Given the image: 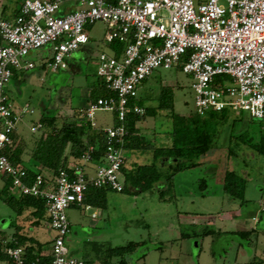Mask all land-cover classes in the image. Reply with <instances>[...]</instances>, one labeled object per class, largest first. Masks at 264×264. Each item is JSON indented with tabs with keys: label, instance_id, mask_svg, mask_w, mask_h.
I'll return each mask as SVG.
<instances>
[{
	"label": "built area",
	"instance_id": "built-area-1",
	"mask_svg": "<svg viewBox=\"0 0 264 264\" xmlns=\"http://www.w3.org/2000/svg\"><path fill=\"white\" fill-rule=\"evenodd\" d=\"M12 20L0 18V175L11 179L12 191L45 201L51 239L48 264H86L71 256L66 244L70 233L67 211L83 207L88 186L123 192L128 113L145 109L130 102L142 83L159 68L181 66L191 78L195 112L230 110L264 118V0H76L77 10L61 14L62 0H20ZM106 24L104 42L125 45L120 57L105 52L97 59V76L115 96L100 97L80 109V116L94 128L98 112H113L116 124L103 127L105 151L101 159L86 154L54 177L43 173L28 182L27 169L13 164L4 150L25 115L35 113L28 103L16 106L7 87L14 73L34 69L28 56L47 46L51 72L68 68V58L89 42L86 27ZM43 124H33L35 134ZM264 213V201L261 204ZM95 217V213L93 214ZM8 264L27 261L21 247L2 244Z\"/></svg>",
	"mask_w": 264,
	"mask_h": 264
},
{
	"label": "rangeland",
	"instance_id": "rangeland-1",
	"mask_svg": "<svg viewBox=\"0 0 264 264\" xmlns=\"http://www.w3.org/2000/svg\"><path fill=\"white\" fill-rule=\"evenodd\" d=\"M194 1L198 3L202 0ZM86 28L91 38L85 45L86 50L76 51L71 56L74 60L71 64L77 62L80 72H75L71 67L51 72L47 67L51 57L47 47L31 52L30 60L35 64V69L24 73L16 71L7 92L16 104L28 103L35 110L34 114L23 118L21 125H24V135L32 136L30 128L43 113L56 116L61 113L65 116L74 108H79L86 101L82 88L91 90L99 81L96 73L98 56L102 52H109L108 45L103 40L107 26L98 21ZM191 83L190 76L177 67L159 68L141 85L140 96L145 98L144 106H153L156 105L160 85L170 86L174 90L175 112L188 116L195 112V95ZM61 98H64L65 104L61 103ZM167 114L161 111L138 124L140 133L155 146H165L171 141L169 132L172 130V121ZM236 115L237 112L232 114L231 122L238 117ZM246 115L249 114L245 113L244 116ZM96 121L98 125L113 126L116 124L115 114L98 112ZM230 125L231 123L218 127L214 147L200 157L198 167L175 176L173 188L164 200L159 197L158 189H162L160 183L152 190L137 194L132 190H109L106 207L103 209H69L67 214L71 227L66 236V244L70 254L79 259H96L107 247L116 248L134 242V252L126 256L130 264H233L241 249V242L256 244V236H253V232L248 233L244 239L231 233L220 234L218 227L228 231L235 230L236 219H224V215L228 213L235 214L242 209L246 219L256 212L258 202L264 197V156L240 142L230 141L231 134L239 135L245 131V128L238 127L232 132ZM250 134L251 130L247 135ZM231 147L234 151L232 154L229 153ZM125 157L129 168L135 163L152 162L149 150H126ZM227 170L235 171L245 179L244 204L224 192L223 179ZM201 180L206 181L203 189L200 186ZM2 198L4 199V195ZM0 206L10 215L8 219L12 224L20 222L26 234L33 233L39 241L46 244L48 250L51 249L50 240L55 232L47 226L49 219L46 212L38 216L40 224L34 227L36 230L33 232L25 219L26 213L19 216L8 204ZM94 211L98 214L96 219L91 216ZM179 215L197 216L199 222L184 223ZM208 217L215 219L216 224L207 226L208 230L214 229L218 233L215 236L203 234L206 224L202 221ZM241 223L238 224L239 227H246ZM246 223L252 224L248 219ZM115 261L116 259L113 260ZM94 264L102 263L96 260Z\"/></svg>",
	"mask_w": 264,
	"mask_h": 264
},
{
	"label": "trees",
	"instance_id": "trees-1",
	"mask_svg": "<svg viewBox=\"0 0 264 264\" xmlns=\"http://www.w3.org/2000/svg\"><path fill=\"white\" fill-rule=\"evenodd\" d=\"M109 47L114 51L116 57H120L125 45L114 41ZM176 67L182 71L181 66ZM98 79L99 81L90 90L88 104L100 97L115 96L106 89L105 84L99 77ZM144 100L145 98L138 96L130 102L131 105L144 107L145 113L143 115L128 113L126 126L129 130V136L126 138L125 148L126 150L151 151L152 162L148 164L135 163L133 167L127 168L125 161L122 166L125 175L123 192L132 190L134 194H137L138 192L152 190L162 183V189H158V191L160 199L164 200L167 193L173 188L175 176L185 170L198 167L200 157L214 147L217 129L222 125L231 123L232 132L238 127L245 128V131L239 135L231 134L230 141L240 142L264 156V118L254 119L249 115L244 116L245 112H238V115H236L238 117L231 122L230 118L234 112L230 110L208 111L204 115L196 112L188 116L179 115L175 112L173 88L162 84L155 99L156 105L144 106ZM80 109L74 108L70 114L65 116L61 113L57 116L43 113L37 121L43 124V129L33 138L31 147L26 141L18 139L16 131L12 134L13 143L4 150V154L8 156L13 164L22 165L27 169L28 182H32L39 173H43L46 177L56 176L59 170L66 168L70 162L77 161L86 154L91 146L94 148L93 157L95 159L99 160L103 157L105 151L104 132L102 128H94L89 121L83 119L80 116ZM161 111L167 112L172 121V130L169 132L171 141L165 146H155L140 133L137 124L145 121L147 117L156 116ZM252 124L254 125L252 126ZM250 130L251 134L247 135ZM25 151L28 152L32 162L31 165H23L22 156ZM229 153H234L232 147L229 148ZM3 176L7 178L5 189L2 192L4 201L17 213L33 208V215L37 218L36 222L40 223L38 216L46 212L45 201L31 195L20 196L19 198L9 196L7 191L12 187L11 179L7 175ZM200 182L201 188H205L206 181L201 180ZM109 190L112 189L109 187L88 186L84 194V205L91 208H105ZM223 190L232 199L239 200L241 204L246 202V181L235 171L227 170L225 172ZM230 233L242 239L248 234V232L241 231ZM203 234L215 235L218 233L206 228ZM27 241L34 240L31 237L20 235L15 238V241L10 242L9 246H25L28 244ZM37 244L36 248L31 245L25 246L23 248L24 257L27 261L39 258V264H48L50 256L40 255L42 245L41 243ZM135 248L136 243L134 242L116 248L107 247L96 259L86 258L83 260L86 264H94L96 260H99L102 264H130L126 256L133 253ZM0 259H6L10 262L8 257L1 252ZM114 259H116L115 262H113Z\"/></svg>",
	"mask_w": 264,
	"mask_h": 264
},
{
	"label": "crops",
	"instance_id": "crops-1",
	"mask_svg": "<svg viewBox=\"0 0 264 264\" xmlns=\"http://www.w3.org/2000/svg\"><path fill=\"white\" fill-rule=\"evenodd\" d=\"M62 1L63 2L61 5V11H60L61 14H65V13L73 12V11L77 10L78 6H77L76 0H62ZM199 2H201V1H199ZM20 3H21L20 0H0V18L6 19V20H12L16 16V14L18 13V11L20 9ZM90 40H91V38L89 36V42H90ZM47 48H48V51L51 53V47L47 46ZM108 48H109V52L108 53L105 52V53H107L109 55H114V51L111 49V47H109V45H108ZM80 50H86L85 45L83 47H81L78 51H80ZM71 56L68 58V68L71 67L75 72H80V70L78 69V67L76 65L77 62L74 64H71L74 61L73 59H71ZM28 60L31 61L30 55L28 56ZM34 69H35V67H34ZM20 73H24V72H20ZM15 75L16 74H14L13 78H15ZM140 87H142V86H140ZM82 89H83L82 94H83V97L86 98L85 99L86 101L79 108H84L88 105V100H89V95H90V90H88L87 87H83ZM7 91H8V88H7ZM138 96H140V90H139ZM64 98L66 99V97H64ZM64 98H61V99H63L62 100L63 102L61 101L62 104L66 103ZM148 98H149V100L151 99L150 96ZM14 104L16 106L24 105V104H22V105L16 104L15 102H14ZM22 122H23V120L19 123L15 133H16L19 140L26 141V143L31 147L33 145V138L35 137V135L31 131H30L31 135H32L31 137L24 135V133H23V130H24L23 126L24 125H21ZM138 124H137V127H138ZM98 126L100 128L109 127V126H103V125H98ZM22 160H23V165H26V164L31 165V163H32L30 161V158H29L27 151L24 152V154L22 156ZM125 165L127 167V160H126ZM127 168H129V167H127ZM6 183H7V178L0 175V205L1 204L7 205L6 202L4 201V199L2 198V192L5 189ZM7 194L9 196H14L17 198L20 197L19 195L14 193L12 191V189L7 191ZM263 201H264V197L261 198L260 201L258 202L256 212L254 211V213H251L249 216H247L248 218H246V219L244 218V212L242 211V209H239L235 214L234 213H231V214L228 213V214L224 215V219H228L230 221L236 219L235 221H237V225L235 224V230L228 231V230L223 229V227H221V226L218 227V230H219L218 232L220 234L241 231V232H248V233L253 232V236L254 235L256 236V244H247V243L244 244L243 241L241 242L242 243L240 246L241 249L239 250L238 255H237L236 259L234 260L233 264H264V213L261 212V204ZM72 208H75V207H72ZM91 209L92 208H90V210ZM33 212H34V209L29 208V209H25L22 213H17V214H19V216H22L24 213H26L25 219L27 221V224L29 226H31V228H33L32 229L33 232H35L36 229L34 227L39 226L40 223L36 222L37 218L34 217ZM27 213H28V215H27ZM94 213H95V217H93ZM8 216H10V215L6 212V210L4 208H1V206H0V246L2 244L10 245V242L15 241V238L22 235L25 237H31L34 240V241H27L28 244H26L25 246L31 245V246H34L36 248L38 245L37 243H41L42 247H41L40 255H48L49 254L50 250H48V247L46 246V244H43L41 241H39L33 233L26 234L24 232V229L22 228L20 222H16L15 225L12 224V222L9 221ZM91 216L93 219H96L98 214L96 211H94ZM179 217H180L179 219H182L181 221H183L184 223L190 222V223L197 224L199 222L198 221L199 217H197V216L194 217V216H189V215L188 216L187 215H179ZM247 219L250 220L252 222V224L247 225V223H246ZM241 222L246 227H242V228L239 227L238 224H240ZM202 223L206 224L205 228H208L207 226H209V225L213 226L214 224H216L215 219L213 217L205 218V220L202 221ZM13 226H15V227H13ZM47 226L50 228L49 223L47 224ZM70 227H71V224H70ZM12 228H14V231H12ZM215 235H217V234H215ZM215 235H213V236H215ZM25 246L21 245L20 247L24 248ZM14 247H16V246H14ZM227 250H228V248H227ZM35 252L37 253L38 251L36 250ZM69 252H70V250H69ZM2 254H4V253H2ZM0 264H8V261L6 259H0Z\"/></svg>",
	"mask_w": 264,
	"mask_h": 264
}]
</instances>
